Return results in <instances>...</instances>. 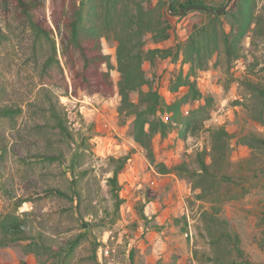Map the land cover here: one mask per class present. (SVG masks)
<instances>
[{"label": "rangeland", "instance_id": "1", "mask_svg": "<svg viewBox=\"0 0 264 264\" xmlns=\"http://www.w3.org/2000/svg\"><path fill=\"white\" fill-rule=\"evenodd\" d=\"M37 1L41 20L54 29L56 52L50 41L36 38L17 0H0L5 35L0 105L22 108L16 119L0 121V214L24 216L22 227L30 236L0 246V264H58L61 253L55 247L78 237L68 264H214L209 254L221 256L218 264H264V145L252 137H264V97L253 92L254 86L264 87V38L251 32L242 41L241 57L229 61L222 46L206 69H192L183 59L188 37L217 15L201 9L180 13L179 3L186 0L172 11L171 0H139L157 23L172 25L167 40L156 42L151 33L143 39L145 50L171 51L143 63L148 84L142 90L159 91L157 116L167 124L149 149L135 139L134 116L120 113L118 93L74 92L63 53L66 29L54 22L70 14L68 0L63 12L52 0ZM227 1L206 4L220 7ZM232 4L216 18L219 31L231 29L226 22ZM262 12L264 0H257L256 14ZM100 41L112 63L110 78L117 82V41L112 33ZM181 72L190 73L202 96H188L178 114L167 104L189 92L187 85L177 87ZM49 97L65 111L72 137L52 127ZM131 98L138 101L139 93ZM192 114L196 117L187 128L183 120ZM124 155L129 159L119 175L123 201L118 207L109 184L111 158ZM202 157L208 173H202ZM163 165L168 173L161 172ZM30 196L33 201L15 210L17 198ZM215 204L222 207L217 216L229 222L240 243L227 236L218 241V233L209 232Z\"/></svg>", "mask_w": 264, "mask_h": 264}, {"label": "trees", "instance_id": "2", "mask_svg": "<svg viewBox=\"0 0 264 264\" xmlns=\"http://www.w3.org/2000/svg\"><path fill=\"white\" fill-rule=\"evenodd\" d=\"M17 1L22 13L28 17L36 38L50 41L56 52L54 29L51 26H46L41 20L38 9L40 3L37 0ZM52 1L53 7L57 11L58 8H61L63 12L67 0ZM232 2L230 21L226 22L230 25V31L218 30L217 19L221 17L215 14L217 19H211L212 23L209 27H195L189 35L183 51V59L184 62L190 63L192 69L195 65L199 69H206L209 59L222 46H224L229 61L241 57L242 41L251 32L254 36L264 38V12L256 14L257 0H232ZM68 3L70 14L61 21L55 18L54 22L59 30L63 26L66 29L65 33L62 31L63 53L71 70L74 92L83 90L89 94L100 93L105 97L118 93L121 97L120 113L125 112L127 115L134 116L136 141L146 148H152L154 135L158 132L164 134L167 124L157 116L158 111L162 108L159 91L155 89L142 90V87L148 84L143 63L148 57H154L158 53L167 56L171 51L160 48L145 50L143 39L148 33L152 34L156 42L169 39L171 37V23L168 21L157 23L150 16V12L144 10L142 2L139 0H68ZM178 3L179 0H174V9ZM179 4L181 7L189 5L209 6L206 4V0H186V2ZM105 33H112L117 41L116 60L119 72L117 82L110 78V65L112 63L109 56L104 52L100 41ZM4 37L5 35L0 30V41ZM221 38L223 44H221ZM178 79L177 87L187 85L189 92L178 100L167 104V106L169 111L179 114L181 105L187 101L188 96L196 100L202 95L196 80L191 79L190 73L184 76L181 72ZM135 92L139 93L138 101L131 98L132 93ZM253 92L264 97V87L262 86H254ZM49 111L54 118L52 127L55 131L72 137L67 115L63 108L59 107L57 102L53 100V97H49ZM21 112V107L8 104L0 105V121L4 118L16 119ZM199 114L206 118L209 113ZM195 115L192 114L183 120L187 128L192 125ZM152 117L155 118L152 119ZM223 133L227 134L228 132ZM252 137L264 145V137L256 134H253ZM54 157L49 156L51 159ZM128 159V155L111 158L114 168L113 175L109 177V184L118 207L123 201L120 196L119 175ZM200 167L202 173L209 172V164L206 158L200 159ZM169 171L167 166L161 167L162 173ZM195 187L200 186L196 184ZM215 199L222 202V198L219 196ZM33 200L31 196L17 198L15 210H18L22 204ZM221 209L220 204L213 206L212 218L214 223L208 225L209 232L211 234L217 232L216 239L218 241H222L227 236L237 244L240 243L239 234L229 231V222L217 216ZM25 221L26 218L16 212L0 214V246H7L30 237L22 227ZM37 235V239H43L41 233ZM79 238L81 237L72 240L69 245L55 247L61 253L58 264H68L75 254L76 246L80 241ZM239 247L236 246L241 252ZM207 259L218 264L221 256L209 254ZM232 264H239V262L233 261Z\"/></svg>", "mask_w": 264, "mask_h": 264}, {"label": "water", "instance_id": "3", "mask_svg": "<svg viewBox=\"0 0 264 264\" xmlns=\"http://www.w3.org/2000/svg\"><path fill=\"white\" fill-rule=\"evenodd\" d=\"M231 2H232V0H228L227 3L221 7L189 5L187 7H182L180 9V13H184V12L191 10V9H201V10H205L207 12H210L212 14L224 15ZM173 3H174V0H171L170 4H169V10L170 11H172L174 9Z\"/></svg>", "mask_w": 264, "mask_h": 264}, {"label": "built area", "instance_id": "4", "mask_svg": "<svg viewBox=\"0 0 264 264\" xmlns=\"http://www.w3.org/2000/svg\"><path fill=\"white\" fill-rule=\"evenodd\" d=\"M191 234V231L190 232H186V236H189Z\"/></svg>", "mask_w": 264, "mask_h": 264}]
</instances>
